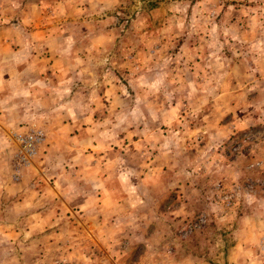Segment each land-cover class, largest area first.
I'll use <instances>...</instances> for the list:
<instances>
[{"label": "rangeland", "instance_id": "1", "mask_svg": "<svg viewBox=\"0 0 264 264\" xmlns=\"http://www.w3.org/2000/svg\"><path fill=\"white\" fill-rule=\"evenodd\" d=\"M98 1L0 0L11 182L98 170L117 201L84 236L0 234V264H264V0ZM86 127L99 159L62 137Z\"/></svg>", "mask_w": 264, "mask_h": 264}, {"label": "crops", "instance_id": "2", "mask_svg": "<svg viewBox=\"0 0 264 264\" xmlns=\"http://www.w3.org/2000/svg\"><path fill=\"white\" fill-rule=\"evenodd\" d=\"M111 1L114 0H108L106 4H110ZM32 2L33 1H30L28 5L32 6ZM36 4V7H38L39 3ZM92 4L93 3L90 5ZM106 4L105 0H99L93 7L90 6L89 9L99 11L101 8H105L107 6ZM95 6L96 8H94ZM84 8L88 10L87 6ZM2 80L4 81L5 77L0 78V102L3 97ZM71 103L68 104V102H65L61 107H65L66 110ZM2 108L4 109L3 106ZM65 110H62L60 116L57 117L62 119L60 120L62 124L67 122L72 126L71 122H75L76 119H66L68 114ZM84 117L85 115H81L77 118ZM95 120L96 119L93 117V124H95ZM8 124H10V120L6 113L0 108V234L2 236L13 239V242H17V244L22 246L25 244L26 237L28 236L30 238L34 237V239L29 242L30 244L42 243L43 237L41 236H45L44 238L46 239L47 235L52 234L51 230L59 224H61V226L56 227L54 233L58 230L62 234L63 231H67L74 223L72 218L76 219L80 226L77 227L78 230H76L77 236H84L85 230H89L94 224L91 222L88 223L89 219L100 222L99 216L102 215L103 212L98 211L99 208H104L101 210L105 212V215H107L106 217L110 219L113 218V216L110 217L111 214H109L110 211L108 210L113 208L117 201L115 202L114 197H112L113 193L110 189L111 185L108 179L102 178L98 170L94 172L95 174L89 175L90 179L88 181L90 188L85 186V183L81 182L82 180L78 177L73 179L64 178L65 174L61 175L62 179L57 178L51 181L50 173L41 172V169H47L42 166H40L38 169L39 171L37 174H34V176L30 175L23 181L21 180L20 183L11 182V168L7 156L9 154V151H7L8 138L4 135L7 129L6 125ZM90 131V128L86 127L79 129L78 132H73L72 136L71 134L67 136L62 135V137H69L73 140V144L70 147L73 149V157H85L86 151L88 152L87 156L93 159H95L96 156L98 159L102 157L100 156L101 154H98L100 141L96 140L97 137L95 136V132L91 133ZM88 142L91 144V150L87 149L89 146ZM47 150H49V148H47ZM110 153L111 150L108 152V155ZM98 161H96L97 167H99ZM101 162L110 165L111 158L109 156H104L103 159L101 158ZM109 168H111V166H109ZM85 187L88 188L87 191ZM92 234L96 236V232L93 231ZM72 235L74 236V233H72ZM3 239L5 240V238ZM77 239L78 237H76V240Z\"/></svg>", "mask_w": 264, "mask_h": 264}, {"label": "built area", "instance_id": "3", "mask_svg": "<svg viewBox=\"0 0 264 264\" xmlns=\"http://www.w3.org/2000/svg\"><path fill=\"white\" fill-rule=\"evenodd\" d=\"M44 138V134L39 129H32L26 133H18L14 137L17 146V160L21 164H28L35 155L37 148Z\"/></svg>", "mask_w": 264, "mask_h": 264}]
</instances>
